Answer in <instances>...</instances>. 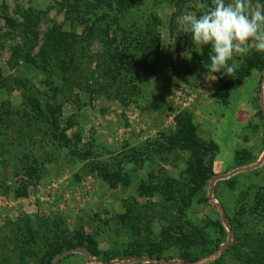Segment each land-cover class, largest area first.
<instances>
[{"label": "rangeland", "instance_id": "1", "mask_svg": "<svg viewBox=\"0 0 264 264\" xmlns=\"http://www.w3.org/2000/svg\"><path fill=\"white\" fill-rule=\"evenodd\" d=\"M208 3L0 0V264H264V53L208 73L176 30Z\"/></svg>", "mask_w": 264, "mask_h": 264}, {"label": "clouds", "instance_id": "2", "mask_svg": "<svg viewBox=\"0 0 264 264\" xmlns=\"http://www.w3.org/2000/svg\"><path fill=\"white\" fill-rule=\"evenodd\" d=\"M197 7L198 15L185 10L176 18V30L191 33L196 48L210 47L208 73L231 76L235 55L246 56L253 48L264 53V0H210Z\"/></svg>", "mask_w": 264, "mask_h": 264}, {"label": "trees", "instance_id": "3", "mask_svg": "<svg viewBox=\"0 0 264 264\" xmlns=\"http://www.w3.org/2000/svg\"><path fill=\"white\" fill-rule=\"evenodd\" d=\"M9 22H11V20H9ZM18 49H20V48H18ZM45 54L48 56V52H46ZM26 55H27V59H29L31 56L29 51H26ZM255 63L261 64V61L256 60ZM259 116L264 119V110L263 109H261L259 111ZM176 120H177V130L175 131V133L171 137L168 138L171 146L178 147L182 150H190L193 152H199V151L203 150L204 153L206 154L205 159L201 160L202 166L198 170V179H199L198 180V183H199L198 189H201V187L204 186L205 182L207 180H209L214 175V173H213L214 158H215V150H216L217 146L212 145L211 147H206L205 145L202 144V142L198 136L197 126L195 125V123L193 122V120L190 117H187L184 114H180L177 116ZM62 136L64 138V133H62ZM74 153L77 156L84 155L83 153H80L79 151H74ZM85 154L90 155L91 153L87 152ZM30 156H31V154L28 153L25 156V161H27L28 158H30ZM24 169H26V168H24ZM99 170H100L99 172H101V174L105 177V179L109 178L106 170H103L102 168H99ZM30 174H32V173H30ZM114 176H117V175L115 174ZM118 177H119V175H118ZM118 177H116V178H118ZM222 232L224 233L225 230L222 229ZM80 246H82V245L80 244ZM70 248H72V247L55 248L53 252H55L56 255H60L62 252H64L67 249H70ZM87 249L90 250L93 253V255H96L97 251H96L95 246L93 244H92V246H88ZM222 250H224L223 247H222ZM150 260L151 261L149 262V264H155L156 259L151 258ZM200 261H201V259H196L194 262L197 263ZM52 263H53V261L50 260L46 264H52ZM156 264H160V263H156Z\"/></svg>", "mask_w": 264, "mask_h": 264}, {"label": "water", "instance_id": "4", "mask_svg": "<svg viewBox=\"0 0 264 264\" xmlns=\"http://www.w3.org/2000/svg\"><path fill=\"white\" fill-rule=\"evenodd\" d=\"M72 253H83L85 254L87 257H92L93 253L85 248H81V247H72L70 249L65 250L64 252H62L54 261L52 264H59L65 257H67L69 254ZM165 264L169 263V261H163Z\"/></svg>", "mask_w": 264, "mask_h": 264}]
</instances>
